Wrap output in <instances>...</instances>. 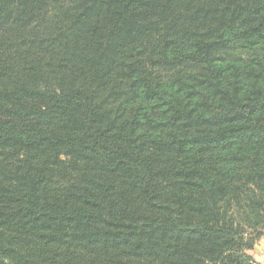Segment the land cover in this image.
Returning <instances> with one entry per match:
<instances>
[{"label": "trees", "instance_id": "16d2710c", "mask_svg": "<svg viewBox=\"0 0 264 264\" xmlns=\"http://www.w3.org/2000/svg\"><path fill=\"white\" fill-rule=\"evenodd\" d=\"M264 0H0V264H258Z\"/></svg>", "mask_w": 264, "mask_h": 264}, {"label": "rangeland", "instance_id": "374dc122", "mask_svg": "<svg viewBox=\"0 0 264 264\" xmlns=\"http://www.w3.org/2000/svg\"><path fill=\"white\" fill-rule=\"evenodd\" d=\"M248 253L258 264H264V232L257 238L254 246L248 250Z\"/></svg>", "mask_w": 264, "mask_h": 264}]
</instances>
